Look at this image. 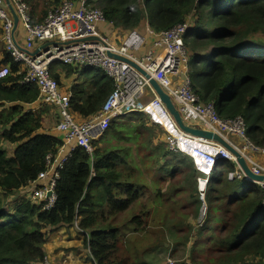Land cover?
<instances>
[{
    "label": "trees",
    "instance_id": "1",
    "mask_svg": "<svg viewBox=\"0 0 264 264\" xmlns=\"http://www.w3.org/2000/svg\"><path fill=\"white\" fill-rule=\"evenodd\" d=\"M90 4L98 5L106 21L123 31L148 25L159 33L191 16L193 25L185 40L193 91L203 103L213 104L220 117L242 118L250 141L264 147V35L259 36L264 34V0H90ZM5 57L11 76L0 81V264H44L48 235L59 228L75 229V223L90 264H140L119 247L120 231L133 227L138 234L148 217L146 212L136 214L118 225L142 194L141 182L132 181L135 169L126 160L129 148L101 149L100 142H94L92 154L77 149L59 171L56 202L50 210L22 193L46 171L47 156L56 155L62 140L43 132L41 114L24 108L37 100L38 89L21 85L18 63L7 52ZM75 72L66 65L51 69L71 95V112L88 121L100 112L114 84L100 70L86 69L78 76L81 81L67 88L61 75L68 79ZM139 128L145 129L137 127V132ZM120 129L114 121L104 137ZM122 138L130 141L129 135ZM234 168L231 162L219 161L210 178L209 212L192 248L193 264H264L263 194L256 183L230 181L228 173ZM194 175L196 179V171ZM204 241L210 245L206 256L198 247Z\"/></svg>",
    "mask_w": 264,
    "mask_h": 264
},
{
    "label": "built area",
    "instance_id": "2",
    "mask_svg": "<svg viewBox=\"0 0 264 264\" xmlns=\"http://www.w3.org/2000/svg\"><path fill=\"white\" fill-rule=\"evenodd\" d=\"M23 23L26 41L18 46L14 38V18L4 0H0V24L3 28L7 53L18 63L21 85L35 86L40 93L41 106L56 107L60 114L57 131L62 144L56 155L46 158L47 169L22 191L34 203H43L46 210L54 207L55 188L59 171L67 164L77 149L88 154L95 151L94 142L104 137L112 122L138 114L146 116L153 125L161 128L167 137V150L189 158L198 173L197 191L201 208L198 228L208 217L207 190L211 176L219 161L231 162L235 168L228 173L230 181L250 182L240 168L237 158L219 143L192 136L184 132L155 90L139 71L128 63L109 57L116 55L136 64L171 98L185 125L219 135L244 158L252 173L264 176V167L252 155H264V147L254 145L248 138V124L242 118L227 120L220 117L213 104H205L193 91L190 76L191 54L185 37L192 28L191 16L170 30L156 33L148 29L151 46L143 56H138L148 46V38L137 30L127 31L114 39L98 32V25L113 24L106 21L100 8L90 0L78 3L65 0L60 9L50 13L39 24H33L27 5L22 0H10ZM96 38L97 40H86ZM37 45H46L34 55ZM70 66L80 75L86 69H97L113 81L114 90L100 112L88 121L78 120L71 112V95L64 92L51 74L53 65ZM11 76L9 65H0V81ZM236 137L241 146L231 142ZM254 183V182H250ZM263 194L264 184L256 183ZM78 229V223L74 225ZM169 264L173 261L169 260Z\"/></svg>",
    "mask_w": 264,
    "mask_h": 264
},
{
    "label": "rangeland",
    "instance_id": "3",
    "mask_svg": "<svg viewBox=\"0 0 264 264\" xmlns=\"http://www.w3.org/2000/svg\"><path fill=\"white\" fill-rule=\"evenodd\" d=\"M93 6L99 7L98 5ZM140 31L143 32L144 28ZM146 31L143 34L148 36ZM262 35L264 34L259 36ZM145 52L146 49L140 54ZM78 81H81V78ZM51 118L55 123L58 121L56 115ZM130 121H132L131 128H128L126 125ZM45 123L46 128L53 126L51 120ZM117 123L123 129L114 134L117 136L116 139L113 138L114 135L107 134L104 138L97 140L100 142V144L97 143V147L101 149L129 148L126 160L131 164V169H135L132 181L138 180L141 182V187L143 185L146 187L144 190L139 187L142 194L130 212L131 216L142 215L144 212L148 216L145 220V227L138 234L140 241L136 248L137 251L145 252H140L136 260L138 261L140 257L147 264H169V260L173 261V264H193L195 255L192 253V248L194 247L195 250L200 230L197 223L201 203L199 194L195 192L193 196L191 193L192 187L197 184V178L195 179L194 175L196 170L192 161L169 152L165 132L153 125L146 116L134 114L117 120ZM140 126H144L145 129L139 128L137 132L136 128ZM124 135H129V142L126 138L119 140ZM258 156L253 155V159H257ZM175 166L179 167L178 172L173 170ZM173 172H176L174 176L171 175ZM125 216L127 215L123 217ZM127 220L129 218L118 222V225H124ZM65 233L59 236L56 243L52 240L48 248L46 250V247L44 248L46 253L44 264H90L88 251H85L83 247L80 234L68 230ZM126 234V229H122L119 233V247L122 251H129L128 244L124 241ZM72 238L76 240L73 241ZM132 241L129 239V242ZM198 247L205 255L210 245L208 246V243L204 241ZM151 251H154L152 253L157 252L156 255H148ZM131 260L136 261L135 258Z\"/></svg>",
    "mask_w": 264,
    "mask_h": 264
},
{
    "label": "crops",
    "instance_id": "4",
    "mask_svg": "<svg viewBox=\"0 0 264 264\" xmlns=\"http://www.w3.org/2000/svg\"><path fill=\"white\" fill-rule=\"evenodd\" d=\"M5 1V0H4ZM28 7L29 9V15H30V19L32 21L33 24H39V23H42L46 17L50 14V13H55L57 12L59 9H60V6L61 4L65 1V0H22ZM73 2H75L76 4L78 3V0H71ZM6 2V1H5ZM144 28V31L145 32L146 30V33L148 34L147 38H148V46L145 48L146 49V52L148 51V49L150 48L151 46V36L149 35V32H148V29H150L148 27V25H143L141 27V29ZM98 32L100 34H104V35H108V33H110L112 35V37L114 39L118 38V37H121L124 35V33H126L127 31H123L121 29H116L114 28L115 30L112 31L111 29L108 28V25H104V24H99L98 25ZM151 30V29H150ZM14 38H15V41L17 43L18 46H21L23 47L24 44H25V41H26V31L24 29V25L23 23H19V26L16 30V32L14 33ZM43 46L42 45H37L36 46V51L40 50ZM7 52V48H6V44H5V41H4V33H3V28L0 24V65H6L4 64V61H5V54ZM140 54L138 55L139 57L140 56H143L144 54ZM76 73V72H75ZM79 75H73L71 76L70 78H66L63 74L61 75V77L63 78V82L65 83V85L67 86V88H69L72 84H74L77 80H78V77ZM39 92V90H38ZM41 103V98H40V93L38 95V98L37 100L33 103V104H23L24 108L27 110V111H33L37 114H41L42 117H43V124H44V127H43V132H49L53 135H55L56 137H59L60 139L62 138L61 134L57 131V126H58V123L60 122V114H59V111L56 107H53V106H41L40 105ZM9 104H6V106L8 107ZM56 115V117L58 118V121H56V123L52 120V116ZM51 120L53 122V126L50 125L48 128L45 127L46 125V121H49ZM55 123V124H54ZM231 142L234 143L235 145L237 146H241V141L239 139H237L236 137H231L230 138ZM253 157V155H252ZM256 163L259 164L260 166L264 167V155H261L259 154V156L257 157V159H255ZM124 215H127L125 217H123ZM126 218H129V220L132 218V216L130 215L129 212L125 213L122 215L120 221H123L125 220ZM127 220V222L129 221ZM146 219H144L145 221ZM75 229H65V228H59L57 230H55L54 232H52L51 234L48 235V239H47V243H46V248L45 250L48 248V245H50V241L54 240L55 243L58 241V239L60 238L59 236H63L65 235L66 233V230L70 231V232H77L76 234H79L78 231H77V228L74 226ZM135 231V228L133 227H129L126 232L127 234L125 235L124 237V241L126 242V244H128V247L127 249L129 251H125V253L131 258V259H134L136 260V257L139 255L140 252L144 253L145 251H137V247L139 246V241L140 239H138V234H135L133 233ZM80 236V235H79ZM81 237V236H80ZM57 238V240H56ZM129 239H132L133 241L132 242H129ZM73 241H75L76 239H71ZM136 246V247H135ZM86 251V250H85ZM154 251H151L148 255H152V256H155L156 253H152ZM78 254V251L76 252ZM147 255V254H146ZM138 262L140 264H147L145 262H143V259H141L140 257L138 258ZM142 260V262H141ZM137 261V260H136ZM88 264V263H86Z\"/></svg>",
    "mask_w": 264,
    "mask_h": 264
},
{
    "label": "water",
    "instance_id": "5",
    "mask_svg": "<svg viewBox=\"0 0 264 264\" xmlns=\"http://www.w3.org/2000/svg\"><path fill=\"white\" fill-rule=\"evenodd\" d=\"M5 1H6V5L8 6V8H9V10H10V12L14 18V23H15L14 33H15L18 26H19V23H20L19 17L17 16V14H16V12H15L12 4H11V1L10 0H5ZM86 40L91 41V40H97V39L96 38H88ZM44 46H46V45H44ZM34 55H39V51L37 50L34 53ZM108 55L111 58H114V59L119 60L121 62L130 64L137 71H139L147 80L150 81V85L155 90L157 96L160 98L162 103L167 107V109L172 114V116L176 120L179 127L184 132H186L192 136H195V137H199V138H202L205 140H211V141H214L216 143L221 144L222 146L227 148L231 152V154H233L237 158V162H238L240 168L243 170V172L245 173V175L247 176V178L250 182L263 183L264 184V176L254 175L252 173V171L250 170L249 166L247 165V163L245 162L244 158L241 156V154L237 150H235V148L232 147L226 140H224L219 135L212 133L210 131H206V130L200 129V128H192V127L185 125L182 121V118H181L179 111L176 109L171 98L160 88V86L157 84V82L155 80L151 79V77L146 72H144L140 67H138L134 63L129 62L127 59H125L123 57L112 55V54H108Z\"/></svg>",
    "mask_w": 264,
    "mask_h": 264
}]
</instances>
